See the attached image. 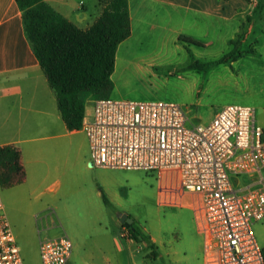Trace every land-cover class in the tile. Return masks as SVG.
<instances>
[{"label":"crops","instance_id":"0c3cea01","mask_svg":"<svg viewBox=\"0 0 264 264\" xmlns=\"http://www.w3.org/2000/svg\"><path fill=\"white\" fill-rule=\"evenodd\" d=\"M100 1L81 0L77 5L75 0H46L54 10L82 29L91 27L101 16ZM256 7L257 2L246 0H129L131 36L118 47L111 89L106 97L126 100L123 84L128 73L133 70L151 73L157 66L167 67L169 76L185 85L223 86L226 79L236 77L235 71L241 72V60L248 56H251L249 74L262 84L264 11L255 16ZM240 35H243L239 48L241 56L226 64H216L208 72L191 70L192 59L176 62V58L172 59L165 50L155 57L149 44L156 36L170 37L176 42L177 54L185 55L190 51L194 56L196 53L182 42V39H192L204 48L215 46L222 57L232 50V41L238 40ZM98 96L96 93L82 96L88 117L92 115ZM152 98L146 95L145 101H153ZM185 111L189 114V110ZM218 113H212L205 124ZM3 146L20 150L26 173L21 184L1 188L6 215L19 246L34 247L40 255V244L45 239L70 233L80 243L104 228L107 233L111 232L114 214L105 198L112 207L122 208L127 195L125 186L118 179L107 178L103 169L92 167L85 132L67 128L57 96L27 38L22 11L16 0H0V147ZM242 180L251 188L259 185L256 176H245ZM163 185L160 184L158 189L160 204L192 208L203 236L197 200L187 196L184 204L173 205L175 199L161 192ZM119 224H122L120 220ZM107 233L105 239H108ZM120 237L124 239L121 231ZM151 240L162 248L156 238ZM132 241L126 240L130 248ZM100 243L103 246L111 243L117 254H124L113 238ZM202 255L205 264L204 245ZM94 261L97 260L90 257L83 263L93 264Z\"/></svg>","mask_w":264,"mask_h":264},{"label":"built area","instance_id":"2783aa9c","mask_svg":"<svg viewBox=\"0 0 264 264\" xmlns=\"http://www.w3.org/2000/svg\"><path fill=\"white\" fill-rule=\"evenodd\" d=\"M189 122L185 109L173 102L100 97L82 126L90 164L166 176L161 192L175 199L173 205L194 197L205 264H264L254 231L264 220V128L257 125L255 109L231 104L207 124ZM245 176L258 177V187L244 184ZM1 188L0 264H24ZM73 251L67 236L45 239L41 264H70Z\"/></svg>","mask_w":264,"mask_h":264},{"label":"rangeland","instance_id":"374dc122","mask_svg":"<svg viewBox=\"0 0 264 264\" xmlns=\"http://www.w3.org/2000/svg\"><path fill=\"white\" fill-rule=\"evenodd\" d=\"M80 1L75 0V3L78 5ZM82 10L84 8L80 10V13L83 12ZM183 40L182 42H185ZM149 44L151 54L155 57L165 50L168 56H172V59L176 58V62L183 63L191 60L189 52L185 55L175 52L176 42L170 37L156 36L149 41ZM187 46L196 53L194 58L201 62L217 61L221 58L215 46L209 48L196 47L192 44H187ZM250 57L241 60L243 63L241 72L235 71L236 77L226 79L223 86L185 85L176 80L177 78L172 79L167 67L157 66L151 73H140L133 70L128 73L124 81L123 97L126 100L145 101L146 95H151L153 101L166 100L184 104L185 109L189 110L188 126L190 127L192 124H205L212 113L220 112L227 105L250 106L255 109L257 125L264 128V82L261 84L249 74ZM262 61L264 62V52ZM219 70L223 72L222 68ZM103 96L104 94L98 97ZM87 106H90L88 102ZM102 171L105 172L107 178L118 179L120 184L125 186L127 192L125 202L122 208L107 205L110 212L114 214L110 233H107L104 228L80 243L74 240L70 233H67V237L72 239L74 244L70 264H85L83 262L89 261L90 257L97 260L93 264H204L202 255L204 239L198 229V218L195 211L188 207L180 209L163 206L159 202L158 189L160 184H166V176L160 180L155 172H126L132 170L120 169H103ZM167 184L170 185L171 182ZM186 201L187 198L183 200V204ZM123 215H128L133 220V227L139 228L150 238L154 237L161 243L162 248L157 246L156 249L158 256L154 254L147 242L138 243L132 239V248L128 246L126 243V240H130L128 228L119 224V218ZM259 224L262 226L255 225L254 231L258 243L264 250V220ZM120 231L124 239L120 237ZM106 233L108 239L104 237ZM112 238L116 240L120 250L123 249L124 254H117L111 243L106 246L102 245L103 242L100 243L103 240L104 242L109 239L111 241ZM20 249L24 264H41L40 255L34 247L21 245Z\"/></svg>","mask_w":264,"mask_h":264},{"label":"trees","instance_id":"16d2710c","mask_svg":"<svg viewBox=\"0 0 264 264\" xmlns=\"http://www.w3.org/2000/svg\"><path fill=\"white\" fill-rule=\"evenodd\" d=\"M22 11L26 34L40 66L54 90L62 118L71 131L81 130L86 115L84 93L104 94L111 89L116 53L121 43L131 36L129 0H101L102 14L88 29H82L54 10L46 0H16ZM257 2L254 15L264 11V0ZM183 40V39H182ZM185 43L203 44L192 39ZM183 40V41H184ZM243 40L232 41V50L217 61L199 62L189 51L191 70L208 72L216 64H226L241 56ZM21 152L13 146L0 147V184L10 188L25 180ZM107 205L110 204L105 198ZM128 230V238L147 242L156 256L158 248L139 228Z\"/></svg>","mask_w":264,"mask_h":264},{"label":"water","instance_id":"95a60500","mask_svg":"<svg viewBox=\"0 0 264 264\" xmlns=\"http://www.w3.org/2000/svg\"><path fill=\"white\" fill-rule=\"evenodd\" d=\"M120 221L126 228H131L132 230H135V228L133 227V220L129 218L128 215L121 216Z\"/></svg>","mask_w":264,"mask_h":264}]
</instances>
